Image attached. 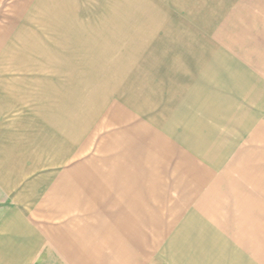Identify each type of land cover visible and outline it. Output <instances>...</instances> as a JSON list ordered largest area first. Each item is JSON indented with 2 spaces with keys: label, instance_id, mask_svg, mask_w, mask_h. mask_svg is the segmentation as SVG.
<instances>
[{
  "label": "crops",
  "instance_id": "1",
  "mask_svg": "<svg viewBox=\"0 0 264 264\" xmlns=\"http://www.w3.org/2000/svg\"><path fill=\"white\" fill-rule=\"evenodd\" d=\"M104 3L5 21L0 264H264V0Z\"/></svg>",
  "mask_w": 264,
  "mask_h": 264
},
{
  "label": "rangeland",
  "instance_id": "2",
  "mask_svg": "<svg viewBox=\"0 0 264 264\" xmlns=\"http://www.w3.org/2000/svg\"><path fill=\"white\" fill-rule=\"evenodd\" d=\"M49 1L59 2V0H49ZM62 1L63 2H70L71 0H62ZM92 1L95 3L105 2L104 4H108V3L111 4L110 6H107L106 8H104L103 10L100 9L97 12V14L93 15L95 17L99 16L102 18L105 17V18L117 20L118 18H121L123 16L130 17L133 15V12H132L133 9L131 8V6L129 4L124 6L123 4L120 3L121 0H87V2H89V3ZM128 1H133V0H128ZM20 2H21V0H4L1 7H0V55H3V54L5 55L7 53L8 48H13V47H16L17 44H22V41L21 42L20 41L15 42L13 40V35L8 36L7 33H8L9 28L15 29V33H18L19 31L21 32V28H24L26 25H24V26L19 25L18 26V25H8L5 23L8 16L12 17V15H15L11 9V6H13L14 3H20ZM27 27L34 28V30H36L37 33L38 32L43 33L42 37L46 36L47 38H49L50 35L53 34V32H54L53 29L55 26L35 25V26H27ZM93 27H98V26H93ZM40 29H41V31H39ZM16 36H15V38H17ZM10 37H12V38L10 39ZM18 37H19V35H18ZM36 43H38V42L36 41ZM40 43H43V41ZM34 53L32 56L27 57V58L31 59V60H35V57H33ZM35 87H38V86H35ZM32 91L37 92L38 89L36 88ZM35 96H34V99H37ZM24 97L30 98L31 96H30V94L29 95L26 94V96H24L23 90L16 88V91H15L16 104L22 103V100Z\"/></svg>",
  "mask_w": 264,
  "mask_h": 264
}]
</instances>
